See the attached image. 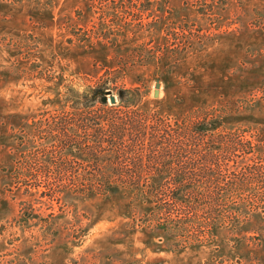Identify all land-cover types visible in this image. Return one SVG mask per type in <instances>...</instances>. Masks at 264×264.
Instances as JSON below:
<instances>
[{
	"label": "rangeland",
	"instance_id": "1",
	"mask_svg": "<svg viewBox=\"0 0 264 264\" xmlns=\"http://www.w3.org/2000/svg\"><path fill=\"white\" fill-rule=\"evenodd\" d=\"M105 83L140 88L137 108L172 120L221 108L220 133L244 135L264 161V0H0V264H264L260 197L232 200L233 221L196 238L166 234L150 204L125 192L48 195L55 169L117 168L107 163L115 147L93 158L54 141L69 127L85 150L97 147L94 130L108 123L86 118L113 104L75 100ZM241 170L231 163L228 176Z\"/></svg>",
	"mask_w": 264,
	"mask_h": 264
},
{
	"label": "trees",
	"instance_id": "2",
	"mask_svg": "<svg viewBox=\"0 0 264 264\" xmlns=\"http://www.w3.org/2000/svg\"><path fill=\"white\" fill-rule=\"evenodd\" d=\"M108 91L117 94L118 102L104 110L105 115L86 118L108 123L107 126L97 124L94 130L96 148L85 150L82 144H77L69 127L58 130L54 141L59 142L63 152L77 148L80 154L93 158L107 146L110 151L115 147L118 149L116 159L106 161L117 168L90 174L55 169L48 173V184L45 182L48 195L56 198L59 189L104 198L125 192L136 202L150 204V222L154 220L166 234L194 233L196 238L206 233L212 236L216 224L223 219L233 221L238 215L233 207L238 202L232 200L260 197L258 202L264 203V161H253L261 155L257 151L259 147L242 134L220 133V119L225 115L221 108L197 109L172 120L158 113L140 111L137 108L143 100L140 88L118 87L115 90L109 83L102 88H89L75 100L76 105L87 110L97 109V105L107 106ZM134 149L145 153L144 157L132 158ZM145 157L146 160H142ZM251 159L253 165L247 167ZM143 163L151 169H139ZM231 163H237L244 170L242 176H228ZM124 164L136 169L124 168ZM53 165L59 166V162ZM30 176L38 181L39 173ZM25 182L31 183L29 178ZM256 183L263 185L262 191L251 187ZM249 207L257 205L249 204Z\"/></svg>",
	"mask_w": 264,
	"mask_h": 264
},
{
	"label": "water",
	"instance_id": "3",
	"mask_svg": "<svg viewBox=\"0 0 264 264\" xmlns=\"http://www.w3.org/2000/svg\"><path fill=\"white\" fill-rule=\"evenodd\" d=\"M161 85L160 84H157L156 88H157V91L155 93V96L158 97L159 96V89H160ZM107 96H109L110 98V102L115 105L117 103V98L115 97V95H112V92L111 91H108L107 92Z\"/></svg>",
	"mask_w": 264,
	"mask_h": 264
}]
</instances>
